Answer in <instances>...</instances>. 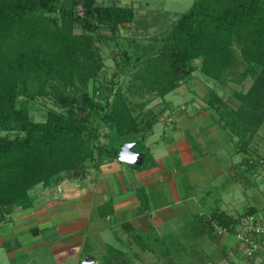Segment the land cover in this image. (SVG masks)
<instances>
[{"label": "trees", "instance_id": "1", "mask_svg": "<svg viewBox=\"0 0 264 264\" xmlns=\"http://www.w3.org/2000/svg\"><path fill=\"white\" fill-rule=\"evenodd\" d=\"M108 1L0 0V217L31 206L36 185L83 179L90 168L118 157L161 117L165 96L197 71L221 84L251 78L245 92L233 89L235 107L214 92L208 104L237 135L240 151L260 155L246 148L264 121V0H194L142 54L132 60L123 50L109 82L89 89L104 67L98 42L138 22L132 6ZM127 72L129 90L162 99L158 111L130 105L117 84ZM38 96L58 108H49L43 121L29 115V102ZM240 217L217 211L207 226L212 230L215 220L232 233ZM115 252L109 250L104 264H125L112 261Z\"/></svg>", "mask_w": 264, "mask_h": 264}, {"label": "crops", "instance_id": "2", "mask_svg": "<svg viewBox=\"0 0 264 264\" xmlns=\"http://www.w3.org/2000/svg\"><path fill=\"white\" fill-rule=\"evenodd\" d=\"M178 88L165 98L164 118L130 141L140 163L110 157L83 179L38 184L29 192L31 206L1 216L0 264H99L109 250L117 253L112 261L125 264L124 253L135 259L149 253L153 264H264L232 233L207 226L217 211L236 217L250 210L264 219V172L247 166L254 153L238 149L237 135L208 104L209 95L199 98L190 89L178 96ZM255 137L264 143L260 128ZM248 146L254 148L253 140ZM236 186L243 201L230 192ZM149 239L155 244L148 245ZM185 246L191 253L184 261ZM233 255L240 258L231 260Z\"/></svg>", "mask_w": 264, "mask_h": 264}, {"label": "rangeland", "instance_id": "3", "mask_svg": "<svg viewBox=\"0 0 264 264\" xmlns=\"http://www.w3.org/2000/svg\"><path fill=\"white\" fill-rule=\"evenodd\" d=\"M115 2L118 5L122 6H132L135 10V17L138 22H134L131 24H126L124 26H119L117 34H115L112 38H108L105 42H98V46L100 48V53L103 57L104 67L103 70L98 75L96 82H89L88 86L89 89H92V85L94 83L98 84H105L109 82L111 78V74L116 71V62L114 58H116L120 64H122L124 58L122 57L123 50L127 51L130 59H134L137 54H142L143 47L149 45L150 43L154 42V36L159 37L160 31H163L170 22L182 12H185L192 4L194 0H110ZM107 2H109L107 0ZM75 32H81V29L75 27ZM134 63V61H132ZM131 63V62H130ZM194 63L196 65L199 64L198 60H195ZM197 73L196 77L191 78L190 81H184L180 84V88L177 89L176 95L188 96L191 93L190 89L195 92L196 96L199 98H207L210 95L209 89L215 90L218 95L224 97V101L230 104V106L235 107L238 105V101L233 97V89L245 92L251 83V78L245 79L241 84L227 82L226 84H221L216 82L215 80L205 76L204 74L200 73L199 71L194 72ZM129 79L130 74L127 72L126 74H121L118 78V86L121 87L125 95L130 100V105L136 106V104L143 103L142 108L147 109V107H155L156 111H158L163 103L162 99L159 96L154 95V93H146V92H132L129 90ZM208 82H205V80ZM98 81V82H97ZM108 81V82H107ZM226 87V93H222L221 89L223 90ZM115 88V87H114ZM213 90V91H214ZM220 90V91H219ZM211 91V92H213ZM209 93V94H208ZM170 95V94H168ZM168 95L165 96L166 99ZM217 100V99H215ZM214 100V101H215ZM49 108L58 109L53 105L52 100L48 96H38L33 101L29 102V115L34 121H43L45 119L46 112ZM137 108V107H136ZM226 109V107H224ZM140 110L139 108L137 111ZM141 111V110H140ZM160 118H164V114L160 115ZM167 120V118H166ZM168 121V120H167ZM157 127H155L156 129ZM101 136L99 141L102 143L106 142L105 136V128L100 129ZM260 132L264 134V125L260 127ZM2 133V132H0ZM254 148L260 150L261 153H264V143L261 142V139L258 137L253 138ZM140 149V147H139ZM263 149V150H262ZM264 185V182H263ZM260 186V184H259ZM258 186V187H259ZM252 188H246L245 193L252 194L255 192L251 190ZM241 187L236 186V188L231 189V193L236 195L238 199L243 201L245 194L242 192ZM241 204V202H239ZM233 210V209H232ZM193 212V211H190ZM190 214V213H189ZM189 214L185 215L182 219L184 221V228H187L188 225L187 220L190 219ZM182 221H179L182 223ZM186 230V231H185ZM184 230V234L188 232V228ZM178 239L182 240V229L177 231ZM227 234V233H225ZM224 234V235H225ZM166 238V237H165ZM167 239V238H166ZM168 240V239H167ZM234 240V239H233ZM148 245L155 244V241H151L150 239L147 241ZM186 245V244H185ZM155 246V245H154ZM185 253L184 258H187L188 255L191 253L190 249L185 246ZM149 253L146 255H140L139 259H135V255L130 257L128 254L124 253L126 257V264H153L151 260V256ZM42 256V255H41ZM237 257V256H236ZM235 255L230 258L231 260H235ZM153 258V257H152ZM240 258V257H237ZM138 260V261H137ZM157 261V260H156ZM175 263L180 264L177 262V259L173 260ZM185 261V260H184ZM137 262V263H136ZM174 263V262H173ZM99 264H104V261L99 262ZM250 264V263H248Z\"/></svg>", "mask_w": 264, "mask_h": 264}, {"label": "built area", "instance_id": "4", "mask_svg": "<svg viewBox=\"0 0 264 264\" xmlns=\"http://www.w3.org/2000/svg\"><path fill=\"white\" fill-rule=\"evenodd\" d=\"M171 120V119H168ZM256 164L264 172V156L249 155L246 164ZM212 230L217 234L229 233L228 229L221 227L215 220H211ZM235 238L252 255L264 257V219L255 213H247L239 218L236 230L232 232Z\"/></svg>", "mask_w": 264, "mask_h": 264}, {"label": "water", "instance_id": "5", "mask_svg": "<svg viewBox=\"0 0 264 264\" xmlns=\"http://www.w3.org/2000/svg\"><path fill=\"white\" fill-rule=\"evenodd\" d=\"M132 143H125L118 152V157L121 161L127 162V163H140L142 160V157L139 152L133 150ZM90 261L85 260L83 264H89Z\"/></svg>", "mask_w": 264, "mask_h": 264}]
</instances>
